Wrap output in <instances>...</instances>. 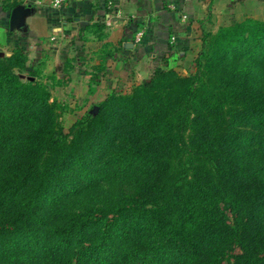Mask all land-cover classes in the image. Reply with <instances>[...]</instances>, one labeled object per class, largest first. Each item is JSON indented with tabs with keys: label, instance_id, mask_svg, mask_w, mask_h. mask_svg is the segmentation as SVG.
Segmentation results:
<instances>
[{
	"label": "trees",
	"instance_id": "obj_1",
	"mask_svg": "<svg viewBox=\"0 0 264 264\" xmlns=\"http://www.w3.org/2000/svg\"><path fill=\"white\" fill-rule=\"evenodd\" d=\"M204 29L193 74L69 133L23 49L0 56V264H264V134L240 131L264 125V21Z\"/></svg>",
	"mask_w": 264,
	"mask_h": 264
},
{
	"label": "rangeland",
	"instance_id": "obj_2",
	"mask_svg": "<svg viewBox=\"0 0 264 264\" xmlns=\"http://www.w3.org/2000/svg\"><path fill=\"white\" fill-rule=\"evenodd\" d=\"M72 1L68 0L63 9L57 11L52 8L51 0H0V8L8 14L15 6L32 10L43 8L60 14L55 17L58 23L51 28L47 40L27 36L21 47H18L23 49L28 59L27 66L32 69L20 71L19 74L24 81H29L30 72L35 74L37 79L51 91L53 99L63 105L61 122L66 133H69L70 128L88 112L97 109L98 104L108 96L129 95L133 89L149 83L157 70L172 68L183 76L196 71V60L201 47L200 50L198 48V55H192L188 52L190 47L187 48L185 42L175 47V43L178 42L173 39L174 45L155 49L153 40L157 38V35L155 36L157 14H154L150 20L143 17L140 23H134L135 19L130 18L128 37L125 40L128 45L133 44L132 46L105 41L109 33L108 29L113 27L111 16L104 20L100 15L93 16L92 20L85 19L87 23L80 25L83 31L77 27L78 32L73 35L70 34L73 28L64 30L62 33L61 14L62 11L71 7ZM101 1L105 5V0ZM93 6L95 8L97 4ZM115 7L116 3L109 11L110 14H115ZM209 14L204 19L205 25L202 29L205 28V32L209 31L213 35H216L222 26L228 27L236 24L237 21L233 10L229 11L228 15H224L221 14V7L214 13V17L211 13ZM107 21L111 22V26L107 25ZM147 22L151 24L150 27L146 26L147 31H145L143 27L147 25ZM183 31L182 27L178 33ZM139 33L144 34L140 40L137 38ZM198 34L199 31L195 32V35ZM167 42L168 40L166 45ZM32 45L37 46V50ZM31 46L33 48H30ZM193 49L194 46L191 51ZM0 56L3 57L1 54ZM240 126H236V129H240ZM253 130L255 133L264 134V125L260 121L257 127L252 121V125L242 127L240 131L246 133Z\"/></svg>",
	"mask_w": 264,
	"mask_h": 264
},
{
	"label": "crops",
	"instance_id": "obj_3",
	"mask_svg": "<svg viewBox=\"0 0 264 264\" xmlns=\"http://www.w3.org/2000/svg\"><path fill=\"white\" fill-rule=\"evenodd\" d=\"M102 2L101 0H73L71 7L62 11L63 28H61V32L73 28L70 32L73 35L78 32V28H81L82 23H87L85 19L92 20L93 16L99 17L100 15L104 20V18H110L111 16L112 19L110 20L113 22V27L108 29L109 33L105 41L112 44H125L129 32L128 21L130 18L135 19L134 23H140L139 21L143 20V17L150 20L154 14H157V34H155L157 38L153 40L155 49L169 47L170 44L174 45L172 40L176 39L178 43H175V47L185 42V46L190 47L188 52H191L192 55H198L201 47L202 26L205 25L203 23L204 19L209 13L214 17V13L220 7L221 14L224 15H228V12L233 10L237 17L236 23L249 18L264 21V0H116L115 14H110L106 2L105 5ZM96 4L97 6L94 8L93 5ZM27 10L28 13L24 17L23 26L11 30L13 11L8 14L0 8V54L2 56L11 55L15 49L21 47L27 36L47 40L51 28H54L58 23L55 18L58 14L56 12H50L43 8ZM150 24V22H147V25L145 24V27H143L145 31H147L146 26L150 27ZM104 25L103 23L102 26ZM182 27L184 31L178 33ZM81 31H83L82 28ZM198 31L199 34L195 35V32ZM174 32L176 33L174 34ZM166 40H168L167 45ZM132 45L127 44V46ZM32 46L37 50V46ZM32 46L30 48H33ZM193 46L194 49L191 51Z\"/></svg>",
	"mask_w": 264,
	"mask_h": 264
},
{
	"label": "water",
	"instance_id": "obj_4",
	"mask_svg": "<svg viewBox=\"0 0 264 264\" xmlns=\"http://www.w3.org/2000/svg\"><path fill=\"white\" fill-rule=\"evenodd\" d=\"M28 13V10L22 6L17 7L13 10L12 18H11V30H15L16 28H20L24 24V17Z\"/></svg>",
	"mask_w": 264,
	"mask_h": 264
},
{
	"label": "built area",
	"instance_id": "obj_5",
	"mask_svg": "<svg viewBox=\"0 0 264 264\" xmlns=\"http://www.w3.org/2000/svg\"><path fill=\"white\" fill-rule=\"evenodd\" d=\"M67 1L68 0H51L52 8L54 10L60 11V10L63 9V7L67 3ZM106 23H107V25L111 26V22L110 21H107ZM143 35H144L143 33H139L137 38L140 40V38Z\"/></svg>",
	"mask_w": 264,
	"mask_h": 264
}]
</instances>
